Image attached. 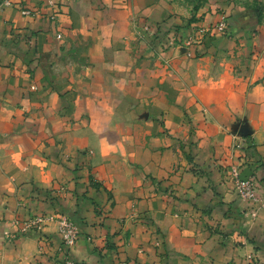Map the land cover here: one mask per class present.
<instances>
[{
  "label": "crops",
  "instance_id": "obj_1",
  "mask_svg": "<svg viewBox=\"0 0 264 264\" xmlns=\"http://www.w3.org/2000/svg\"><path fill=\"white\" fill-rule=\"evenodd\" d=\"M4 1L0 264H264V27L250 47L252 13L232 1L227 35L187 56L133 46L144 26L149 37L185 22L187 0ZM208 62L217 76L200 71ZM237 131L255 144L245 158L229 149ZM231 164L262 201L246 231ZM55 211L78 228L70 250L55 225L4 244L13 221Z\"/></svg>",
  "mask_w": 264,
  "mask_h": 264
},
{
  "label": "rangeland",
  "instance_id": "obj_2",
  "mask_svg": "<svg viewBox=\"0 0 264 264\" xmlns=\"http://www.w3.org/2000/svg\"><path fill=\"white\" fill-rule=\"evenodd\" d=\"M187 1L189 3L188 5L190 8L189 9L190 16L185 18L186 20L185 22H182L181 24L178 23L179 25L177 26L169 25V24L168 26H165L164 23H161L159 24V26L157 25L156 28L154 29V35L149 37L147 36L148 35L147 33L149 32L150 29L149 28L147 29V27L144 26L140 34L136 36L133 46L134 45L139 46L140 43H144L146 47L149 50L153 51L155 54L157 53V49H158L159 50L158 53H165L172 51L174 53L181 52L182 55H184L185 53V55L188 56V53H190L191 50L194 48L193 46H196L198 43L199 45H201L204 42L205 38L211 37L212 35L218 33L219 35H225V36L227 35L228 33L227 20L230 18V13H232L233 10V8H231V3H233L232 1L236 2L237 0H187ZM237 3L239 4L238 6L242 8L244 11L245 9L250 11L249 13L250 14L252 13L251 16L254 17L255 19V23H256L254 26L255 30H252L250 36L243 37V39L246 41L247 44H249L250 47L256 48L255 43L258 44V40L254 35L257 34L256 31L257 27H264V3L259 2L257 0H252V1L238 0ZM198 10H199V17L196 16ZM249 13H245V15L248 16L250 15ZM211 16L216 17V19L218 16V20L216 21L215 19L214 20L212 19V22H208V18ZM51 19L53 20L54 17L51 16ZM220 24H223L225 27L223 31H218L217 29ZM147 37L150 39H148ZM261 37H264V35H262ZM141 47L143 46L141 45ZM252 55H254V53ZM203 56L204 55L202 54L199 56V58H203ZM190 57H191L190 59L192 60L194 59L193 56ZM200 71H205L206 72L205 76L206 75L217 76L215 74L218 73L219 69L217 68V65L208 62L202 64ZM186 124L189 125L187 134H189V136H192L193 132H195L192 121L188 120ZM237 132H233V134L231 133L232 136H231V143L229 145V149L232 154L237 153L238 155L237 159H240L242 155L245 158L247 157L249 151L255 149V144L253 143V139L251 138V134L249 132H244V131L238 133ZM76 154H83L87 157L88 156L91 157L93 155V152L86 150V151H78ZM241 166L242 165L231 164L225 167L224 172L226 173L227 176L226 180L230 185L232 192L241 203L245 204V208L242 212V220L245 229L244 231H246V228H248L251 224L255 222L258 215V207L259 205L261 206L262 201L257 193L256 180L252 176L243 177L241 173ZM235 172L237 173V176H235ZM241 181L249 183L253 194L252 197L246 196L242 191L238 189V184L241 183ZM38 191H45V190L38 188L32 189V192H38ZM66 191L67 189L65 186H61L57 189V193L59 194ZM46 192L49 193V190L48 191L46 190ZM49 197H51L50 193H49ZM64 219L70 221L76 227L77 229L76 241H77L79 236V231L75 224L74 219L70 215L58 211H55L53 213L35 214L22 221V223L13 221V225L18 227L17 233L11 234L9 231H4L2 234V240L5 245H11V244L14 245L16 239L25 238L29 233H41L50 225L56 226V232L61 239V236L57 230V222ZM28 222L32 223V227L24 232H21V229H23L24 224ZM155 232L157 233V235H159V237L160 235H162L158 231V229H156ZM75 243L70 247H66L61 239L62 248H65L67 250L73 248ZM162 244L163 243L161 241H156L155 247L157 249L161 248L163 246ZM67 261H71V260L65 258L62 264H64ZM120 264H126V263H120ZM244 264H258V260L251 255L245 256Z\"/></svg>",
  "mask_w": 264,
  "mask_h": 264
},
{
  "label": "built area",
  "instance_id": "obj_3",
  "mask_svg": "<svg viewBox=\"0 0 264 264\" xmlns=\"http://www.w3.org/2000/svg\"><path fill=\"white\" fill-rule=\"evenodd\" d=\"M9 4L10 3L8 1H4L0 5V12L2 11L3 8L9 6ZM49 5L51 7H53L52 3H49ZM23 14H27L28 15L29 12L28 11H23ZM217 29H218V31H223L225 29V27H224L223 24H220ZM56 38L60 39L61 35L57 34ZM235 176H237L236 172H235ZM238 189L240 191H242L248 197H252V195H253L252 191H251V188H250V185H249L248 182L241 181V183L238 184ZM31 227H32V223H30V222L25 223L23 229H21V232H24V231L30 229ZM57 230H58V233L61 236L62 242L64 243V245L66 247H70V246H72L75 243L76 238H77V229L73 225V223H71L70 221H68L66 219L58 221L57 222ZM64 264H74V263L72 261H67Z\"/></svg>",
  "mask_w": 264,
  "mask_h": 264
}]
</instances>
